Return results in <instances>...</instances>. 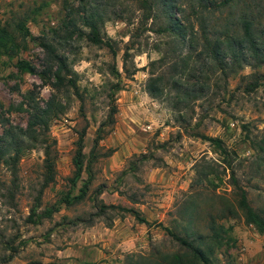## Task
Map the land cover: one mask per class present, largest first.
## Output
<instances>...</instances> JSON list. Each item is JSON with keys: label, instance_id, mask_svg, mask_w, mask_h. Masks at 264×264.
I'll return each mask as SVG.
<instances>
[{"label": "rangeland", "instance_id": "rangeland-1", "mask_svg": "<svg viewBox=\"0 0 264 264\" xmlns=\"http://www.w3.org/2000/svg\"><path fill=\"white\" fill-rule=\"evenodd\" d=\"M89 1L90 8L100 14L98 34L108 45L94 44L83 35L66 36L69 19L84 32L88 30L81 23L77 0H0V24L19 38L14 23L20 19L31 34L12 57L0 56V110L7 122L26 125L24 91L32 89L39 103L55 92L36 74L20 72L14 66L15 58L23 57L39 67L44 56L41 40L51 42L57 53L65 55L77 85L85 91L84 115L72 92L56 93L65 107L48 123V133L55 140L51 181L42 183L43 152L39 146L22 151L14 176L6 167L0 168L4 185L14 187L12 199L0 196V264H61L62 249L79 239L80 228L83 231L99 220L106 225V216L111 222L116 217L134 218L116 209L91 215L96 209L92 189L99 182L103 189L98 198L139 210L148 224L142 231L135 230L136 237L125 247L106 251L88 244L70 246L65 248L68 256L77 251L86 255L88 264H119L128 254L147 257L180 249L163 226L191 238L199 234L207 237L212 227L221 223L220 240L207 244L211 248L208 264H264V231L245 222L236 207L237 186L244 188L253 207H264V151L257 147L258 140L264 138V48L259 63L248 53V59L238 54V63L221 72L204 53L203 33L192 11L198 8L197 0H175L181 6L175 14L186 26L192 25L183 39L161 31L164 4L160 0L148 18H143L138 0ZM207 1L212 4L203 10L206 36L231 41L240 35V18L245 17L264 43V0ZM183 55L186 61L180 59ZM223 58L229 60L228 55ZM174 61L177 65L172 67ZM113 66L121 87L111 94ZM171 78L183 86H202V90L193 97L182 95L172 86ZM253 80L255 86L247 89L246 84ZM152 81L157 86L154 96L146 90ZM111 102L115 104L114 122L105 126L111 129L93 151L87 191L83 198L66 204L65 194L77 193L88 176L82 166L74 177L71 158L76 131L87 122L82 147L87 154L94 130L106 120ZM124 103L128 105L125 108ZM119 118L128 120L127 130L120 128L132 136L139 149L117 168L104 169L110 154L107 149L121 142L120 137H114ZM200 134L220 138L227 154ZM225 206L234 209L226 213ZM32 207L36 213L48 207L50 214L28 219ZM98 249L104 254L94 257Z\"/></svg>", "mask_w": 264, "mask_h": 264}, {"label": "trees", "instance_id": "trees-1", "mask_svg": "<svg viewBox=\"0 0 264 264\" xmlns=\"http://www.w3.org/2000/svg\"><path fill=\"white\" fill-rule=\"evenodd\" d=\"M77 1L82 9L79 15L81 23L87 26L88 30L84 32L76 25L73 19H69L65 22L66 36L71 37L72 34L83 35L94 44L108 45L107 39L101 38L98 34L100 14L94 8H90L89 0ZM156 1L158 0H138L140 6L144 9L143 18L151 16L152 7L156 4ZM160 1L164 4V9L161 11V15L164 19L163 24L160 26L161 31H166L173 38L183 39L188 28H191L192 25L189 23L188 26H186V24L182 22L181 17L175 14V10H181L180 4L175 0ZM227 1L228 0H221L220 3H225ZM211 4V1L197 0L196 5L198 8H192V11L203 33L202 42L205 49L204 53L213 64H216L218 70L225 72L224 69L226 67L233 66L235 62L238 63V54L242 55L243 59H248L246 54L248 53L249 56L256 58L258 63L262 61L263 57L261 55L263 53L264 43L259 41L257 36L254 35L251 22L245 17L240 18V35L236 38L233 37L231 41L223 40L217 36L211 39L204 34L203 10H207V8L211 7ZM14 29L19 34V38L7 27V25L0 24V56L6 55L12 57L20 47L25 46V37H31L27 26L20 19L15 21ZM39 44L44 50V56L39 67L23 57H16L14 66L20 72L36 74L41 80L51 85L55 92L46 97L42 103H39L32 95V89L23 92L22 98L27 107L26 109H28L27 123L24 127L8 123L6 117L3 116L0 110V125H2L0 132V168L1 166L6 167L14 176L16 164L22 151L26 148L39 146L42 148L43 152L42 165L44 167V177L42 183L45 185L53 179L54 175V154L52 153V146L55 140L48 133V123L52 118L62 113L65 107L64 104L57 99L56 93L61 91L65 94H67L68 91L72 92L79 100V110L81 114L84 115L82 105L85 91L81 90L77 85L75 72L68 66L65 55L57 53L54 44L51 42L41 40ZM223 55H228L229 60H225ZM186 57V55H183L180 59L186 61ZM176 63L175 61L172 62L171 66L175 67L177 65ZM112 72L115 76V80L110 82L109 85L111 94L121 87L119 75L114 66ZM255 83L256 80L248 82L246 88L252 89ZM171 84L174 88L180 89L179 91L181 94L186 96H196L202 90V86H183V83L175 78H171ZM146 88V90L154 96L157 90L155 82H150ZM18 108H22L21 103L18 104ZM114 112L115 104L111 102L107 110L106 120L101 121L94 130V135L92 136L91 145L87 154L82 151L87 122L76 131L74 150L71 158L72 164L74 165V177L76 178L79 176L82 166L86 169L88 176L86 179L82 180L77 193L71 196H69V193L65 194L63 198L64 203L67 204L79 200L85 195L88 184L91 181L90 164L95 159L93 151L98 140L111 129V126L108 128H105V126L111 125L114 122ZM200 136L212 142L224 155L227 154L220 138L206 136L205 134H200ZM257 147L259 150L264 151V138L258 140ZM112 150L113 148L107 149L108 152ZM129 167H133V161L130 163ZM69 179L71 182L73 181V177ZM2 188L4 189L3 192H1ZM13 188L10 185H4L0 177V196L12 199ZM102 189L103 184L100 182L92 189V199L95 201L94 206L96 209L91 215H104L106 209H116L119 212H129L136 221L148 224V220L140 214L139 210L133 207L103 202L97 197ZM35 202V205H37L39 198H36ZM236 207L241 210L245 222L250 223L258 232L264 231V207H253L247 200L245 190L241 186H237ZM233 209L234 208L225 206L226 213H230ZM49 214L50 208L48 207H44L39 213H36L32 207L30 208L28 219H31V215L45 216ZM106 217L108 220L106 225H109L111 223V217ZM210 221L211 224H213L214 221L212 218H210ZM216 226L218 228L212 227V232L207 237L199 234L191 238L172 231L168 226H163L164 230L178 242L180 249L168 253L155 252L152 256L147 257H135L132 254H128L119 264H208L211 248L207 246V244L219 241L220 234L218 230L219 228H223L221 223H217ZM10 255V253L5 255L3 260H7Z\"/></svg>", "mask_w": 264, "mask_h": 264}, {"label": "crops", "instance_id": "crops-1", "mask_svg": "<svg viewBox=\"0 0 264 264\" xmlns=\"http://www.w3.org/2000/svg\"><path fill=\"white\" fill-rule=\"evenodd\" d=\"M125 99V98H123ZM126 103H124V108ZM123 108V107H122ZM126 114V113H125ZM127 123L128 120L126 118L122 119L119 118L116 121V130L114 133V137H120L121 142L118 144L117 147H114L110 154L107 156L104 169H115L119 166V163L131 152L135 151L136 148L139 149V146H136L134 142H132V136L130 134L121 130L120 126L127 130ZM113 135L111 136V138ZM140 214L144 216L141 212ZM133 216V215H132ZM145 217V216H144ZM146 218V217H145ZM147 219V218H146ZM148 220V219H147ZM147 224L144 222H138L134 218H129L128 216L125 217H116L112 219V222L109 225H104L101 220L92 223L91 225L85 226L82 229L80 228V235L79 239L72 242L71 245L65 246V248H83L84 245H93L100 249L108 250L115 247H125L127 246L132 239L136 236H133V232L142 231ZM131 233V234H130ZM130 237L127 239V236ZM62 249L60 255H64L60 257L62 261L61 264H88L86 260V255L81 252L73 251L72 256H68L67 249ZM90 254V253H88ZM101 251L96 252L94 257L103 255Z\"/></svg>", "mask_w": 264, "mask_h": 264}]
</instances>
